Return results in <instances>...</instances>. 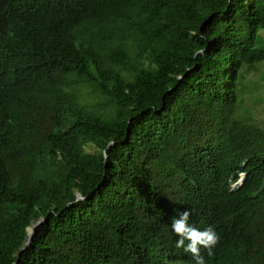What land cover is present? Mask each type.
Segmentation results:
<instances>
[{
    "label": "trees",
    "instance_id": "16d2710c",
    "mask_svg": "<svg viewBox=\"0 0 264 264\" xmlns=\"http://www.w3.org/2000/svg\"><path fill=\"white\" fill-rule=\"evenodd\" d=\"M262 63L264 0H0V264H264Z\"/></svg>",
    "mask_w": 264,
    "mask_h": 264
},
{
    "label": "clouds",
    "instance_id": "9594fccd",
    "mask_svg": "<svg viewBox=\"0 0 264 264\" xmlns=\"http://www.w3.org/2000/svg\"><path fill=\"white\" fill-rule=\"evenodd\" d=\"M244 179L245 175H241L234 186H240ZM197 207H195V210L199 214ZM190 216L191 211L186 209L178 212L171 219L170 228L177 237L175 248L183 249L185 253H190L194 264H205V258L201 254V249L203 248L207 252V255L211 257L213 255L212 250L219 242L220 236L212 226L198 224L202 222L198 217L192 220V225L189 224Z\"/></svg>",
    "mask_w": 264,
    "mask_h": 264
},
{
    "label": "rangeland",
    "instance_id": "374dc122",
    "mask_svg": "<svg viewBox=\"0 0 264 264\" xmlns=\"http://www.w3.org/2000/svg\"><path fill=\"white\" fill-rule=\"evenodd\" d=\"M244 85L247 90L241 95V107H245L248 109V112L242 116L243 119L254 123L260 130H264V63H262L256 71L249 72L244 80ZM240 114V113H238ZM79 193H76L77 200ZM43 219H39L36 223L32 225L31 228L28 229L29 233L33 230L34 226H38L39 221ZM41 222V223H42ZM35 233V231H34ZM34 235V234H33ZM32 235V236H33ZM27 236V241H28ZM31 239V238H30ZM26 241V243H27Z\"/></svg>",
    "mask_w": 264,
    "mask_h": 264
},
{
    "label": "water",
    "instance_id": "95a60500",
    "mask_svg": "<svg viewBox=\"0 0 264 264\" xmlns=\"http://www.w3.org/2000/svg\"><path fill=\"white\" fill-rule=\"evenodd\" d=\"M77 196H78V199H82V197H81L80 195H77ZM41 222H42V220L39 221L40 224H41ZM40 224H39V225H40ZM35 229H36V226H34V227H33V230L29 233L28 241H27L26 245L29 244V242H30V238H31L32 235L34 234Z\"/></svg>",
    "mask_w": 264,
    "mask_h": 264
},
{
    "label": "bare ground",
    "instance_id": "6f19581e",
    "mask_svg": "<svg viewBox=\"0 0 264 264\" xmlns=\"http://www.w3.org/2000/svg\"><path fill=\"white\" fill-rule=\"evenodd\" d=\"M9 74V73H8Z\"/></svg>",
    "mask_w": 264,
    "mask_h": 264
}]
</instances>
